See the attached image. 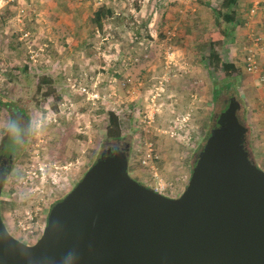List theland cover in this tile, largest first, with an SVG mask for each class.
<instances>
[{"label": "rangeland", "instance_id": "374dc122", "mask_svg": "<svg viewBox=\"0 0 264 264\" xmlns=\"http://www.w3.org/2000/svg\"><path fill=\"white\" fill-rule=\"evenodd\" d=\"M105 1L114 11L110 25L90 36L92 12ZM238 1L244 19L230 38L212 13L223 0H0V99L7 107L0 128L9 110L25 115L24 143L1 198L15 238L34 245L52 207L105 150L126 143L130 176L155 188V173L140 164L152 148L163 195L180 197L230 99L240 103L247 150L263 152L256 164L264 170V0ZM142 23L147 34L137 40ZM212 38L221 45L219 73H234L222 83L207 71ZM249 48L255 73L245 65ZM44 77L59 102L45 96L47 86L38 91ZM93 93L100 98L90 100Z\"/></svg>", "mask_w": 264, "mask_h": 264}, {"label": "water", "instance_id": "95a60500", "mask_svg": "<svg viewBox=\"0 0 264 264\" xmlns=\"http://www.w3.org/2000/svg\"><path fill=\"white\" fill-rule=\"evenodd\" d=\"M240 108L231 99L219 115L180 197L134 180L127 153L107 149L34 245L3 221L0 171V264H264V170Z\"/></svg>", "mask_w": 264, "mask_h": 264}, {"label": "trees", "instance_id": "16d2710c", "mask_svg": "<svg viewBox=\"0 0 264 264\" xmlns=\"http://www.w3.org/2000/svg\"><path fill=\"white\" fill-rule=\"evenodd\" d=\"M102 6L95 9L92 12L90 23L92 25L91 27V35L94 36L97 33H101L105 30L106 24L110 25V19L114 15V11L109 5L110 2H102ZM253 12V10H252ZM212 13L215 16V20L224 19L225 23V33L227 37H232L235 33V31L240 27V25L243 22L245 10H242L241 5L239 4L238 0H223L220 8H212ZM144 23L141 24V27H135L134 29V35L135 39L144 38L147 33H143V27ZM213 37V36H212ZM215 38H212V41L208 43L206 46L209 50V62L207 64L208 72L211 76L216 77L217 80L222 82H225L227 77L234 76L232 72H221L219 73V70L221 68V65L223 66V59L221 57L222 50L220 48L219 42H215ZM220 45V46H219ZM250 49V48H249ZM252 49V48H251ZM248 52V51H247ZM225 67L230 68V66ZM25 69H28L26 67ZM233 69V68H230ZM229 70V69H227ZM239 75V74H238ZM43 86H47L45 96L50 97L53 96L54 99L59 102L61 100V95L56 92L53 86V81L50 78L44 77L40 80V84L38 85V91H41L43 89ZM219 94L216 93L213 95V97L216 99L218 98ZM3 99V98H2ZM0 99V115L3 111H7V107L5 106V101ZM6 109V110H5ZM109 121L112 125L118 124V116L116 112H109ZM2 130H0L1 133H5V125L1 127ZM255 140V139H254ZM256 141V140H255ZM260 153V150H259ZM156 161V160H155ZM141 164V163H140ZM142 166V164H141ZM144 167V166H142ZM146 168V167H144ZM149 169V168H148ZM155 180V179H153ZM155 190V188H152ZM60 202V201H59ZM58 203V202H57ZM5 223V221H4ZM6 225V224H5ZM11 233V232H10ZM12 234V233H11ZM13 235V234H12Z\"/></svg>", "mask_w": 264, "mask_h": 264}, {"label": "flooded vegetation", "instance_id": "af4514ba", "mask_svg": "<svg viewBox=\"0 0 264 264\" xmlns=\"http://www.w3.org/2000/svg\"><path fill=\"white\" fill-rule=\"evenodd\" d=\"M230 102H231V99H230ZM8 112L10 114V117L15 116L19 123H21V120L25 118V115L21 111L10 112L9 110ZM21 128L24 131L23 126ZM0 130H2V128H0ZM19 148H20V145H18L17 143H14L13 139L9 136L7 132L5 133L0 132V171L4 172L7 175L5 182L11 176L15 162L18 160L16 156H18L19 154ZM108 149H111L112 152L116 150H121L127 153L128 155L129 145L128 143H126L124 147L117 146V147H110ZM100 158H101V155H100Z\"/></svg>", "mask_w": 264, "mask_h": 264}, {"label": "built area", "instance_id": "2783aa9c", "mask_svg": "<svg viewBox=\"0 0 264 264\" xmlns=\"http://www.w3.org/2000/svg\"><path fill=\"white\" fill-rule=\"evenodd\" d=\"M256 55L253 52V49H248L247 52V57H246V69L249 73H255L258 70V63L255 59ZM86 92V90H84ZM89 99L92 101H95L96 99H99V95L97 93H93V94H89ZM149 147H152V145H150ZM155 159H157L154 156V152L152 148H149L148 151L146 152V154L144 155L141 164L146 167L149 168V170L153 173H155L154 178L155 180H157V184L155 186V190L162 194L167 190V186L164 184L162 177H159L157 174V168H156V164H155Z\"/></svg>", "mask_w": 264, "mask_h": 264}, {"label": "clouds", "instance_id": "9594fccd", "mask_svg": "<svg viewBox=\"0 0 264 264\" xmlns=\"http://www.w3.org/2000/svg\"><path fill=\"white\" fill-rule=\"evenodd\" d=\"M50 123V122H49ZM32 125V122L30 121V126ZM43 127V122H38L35 124V128L38 131ZM9 136L13 139L14 143H17L18 145H23L24 143V131L20 126V123L18 122L17 118L15 116L10 117L5 124L4 129Z\"/></svg>", "mask_w": 264, "mask_h": 264}, {"label": "crops", "instance_id": "0c3cea01", "mask_svg": "<svg viewBox=\"0 0 264 264\" xmlns=\"http://www.w3.org/2000/svg\"><path fill=\"white\" fill-rule=\"evenodd\" d=\"M253 139H254V137H253ZM252 141V143H253V140H251ZM262 152V151H261ZM261 152L259 153V150L257 149V146H254L253 148H251L250 149V155H252L253 157V160L256 162V159H257V157L258 156H260V154H261ZM263 153V152H262ZM261 156H262V158H263V155L261 154ZM258 162V161H257ZM264 162V161H263ZM258 164V163H257Z\"/></svg>", "mask_w": 264, "mask_h": 264}]
</instances>
